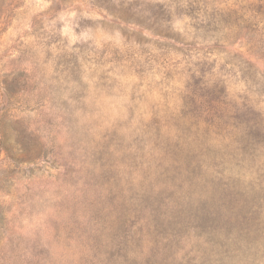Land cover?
<instances>
[{
  "label": "rangeland",
  "instance_id": "1",
  "mask_svg": "<svg viewBox=\"0 0 264 264\" xmlns=\"http://www.w3.org/2000/svg\"><path fill=\"white\" fill-rule=\"evenodd\" d=\"M0 264H264V0H0Z\"/></svg>",
  "mask_w": 264,
  "mask_h": 264
}]
</instances>
